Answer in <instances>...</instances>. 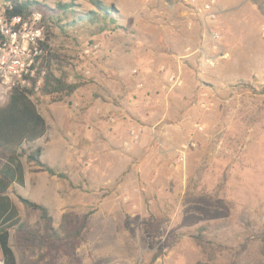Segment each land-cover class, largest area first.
Listing matches in <instances>:
<instances>
[{
	"label": "rangeland",
	"instance_id": "rangeland-1",
	"mask_svg": "<svg viewBox=\"0 0 264 264\" xmlns=\"http://www.w3.org/2000/svg\"><path fill=\"white\" fill-rule=\"evenodd\" d=\"M36 1L54 72L81 86L62 99L33 96L50 129L23 146L25 184L9 191L31 233L11 230L18 264H151L156 253L153 264H264L260 239L241 247L248 223L264 225V94L246 87L264 85V0H220L241 7L210 24L195 15L192 27L178 0H103L118 19L108 31L101 21L69 26L94 10L90 0ZM221 50L228 57L211 65ZM169 73L183 85H168ZM9 95L0 87V106ZM38 148L65 178L29 161ZM6 160L0 152V168ZM19 196L46 206L56 227L69 214L81 228L89 215L76 257L69 244L51 252L41 212ZM206 225L229 248L204 253L192 236Z\"/></svg>",
	"mask_w": 264,
	"mask_h": 264
},
{
	"label": "trees",
	"instance_id": "trees-1",
	"mask_svg": "<svg viewBox=\"0 0 264 264\" xmlns=\"http://www.w3.org/2000/svg\"><path fill=\"white\" fill-rule=\"evenodd\" d=\"M5 14L8 17L17 15L27 18L36 8L41 9L44 6L36 0H3ZM93 11L79 17L74 23L69 26H76L82 21L94 22L101 21V31H108L111 28H117L118 19L115 16V8L112 5L106 4L103 0H90ZM73 7L72 4H60V8L65 12ZM67 9V10H66ZM49 10V9H48ZM47 10V12H48ZM45 21L48 18L46 12L43 13ZM61 21V19H59ZM50 29V28H49ZM49 50L48 58H46V66L49 69L46 77L45 85L42 88V93L45 96L58 94L62 99L65 96L73 95L81 86L80 83L69 82L67 74L57 75L52 68V59L58 56L51 51L49 44L46 45ZM247 88L264 94V85L260 90H256L252 85H247ZM32 90L28 88L15 87L11 92L3 106H0V152L6 155V162L0 168V263L1 264H18L16 254L11 246V230L16 228L18 237L24 236L26 233L31 235L26 230V225L21 223L20 212L13 199L9 195V191L13 184L24 186L26 179V171L21 160L23 146L27 143H34L47 135L49 132V124L45 116L40 112L37 103L31 98ZM43 150L38 148L31 152L28 159L39 167L41 171H46L49 174L65 178L66 175L58 172L48 163L42 160ZM19 199L28 208L40 211L42 218L46 223V243L50 247L51 252H58L65 244L71 247V254L76 257L77 249L81 244L83 230L87 225L89 215L84 218L81 228L75 226L73 218L69 214L63 216L62 223L59 227L54 224V218L50 214L49 209L31 199L19 196ZM251 230L250 236L241 244L243 249H246L253 239H260L261 246L264 251V225L262 228L255 230L253 223L247 224ZM253 229V231H252ZM209 227L201 226L197 233L192 237L196 239L198 244L203 248L204 253H208L211 246L224 250L227 247L225 244L215 243L207 236ZM159 254L156 253L151 260V264L155 263ZM196 264H219L213 259L208 261H198Z\"/></svg>",
	"mask_w": 264,
	"mask_h": 264
},
{
	"label": "built area",
	"instance_id": "built-area-1",
	"mask_svg": "<svg viewBox=\"0 0 264 264\" xmlns=\"http://www.w3.org/2000/svg\"><path fill=\"white\" fill-rule=\"evenodd\" d=\"M178 1L190 7L193 15L202 16L207 24L218 20L220 0ZM44 20V14L38 10H34L27 18L20 15L10 18L5 12L0 16V87L7 92H11L15 87L28 88L32 90L33 99L45 85L48 68L44 60L49 54L46 45L50 40ZM192 25L193 22L190 21L189 27ZM209 32L216 48H220L218 44L221 41V34L215 29H210ZM228 55L221 50L218 56L209 58L208 61L214 66L219 59L227 58ZM133 73L137 74L138 70H134ZM167 77L168 85L171 87L183 85L180 75L169 73ZM141 132V128L133 127L134 139H138ZM138 191V188L134 190Z\"/></svg>",
	"mask_w": 264,
	"mask_h": 264
},
{
	"label": "crops",
	"instance_id": "crops-1",
	"mask_svg": "<svg viewBox=\"0 0 264 264\" xmlns=\"http://www.w3.org/2000/svg\"><path fill=\"white\" fill-rule=\"evenodd\" d=\"M171 6H176L174 3V0H166ZM226 4L225 3H221L220 2V4H219V12L220 13H225V12H227V11H231V10H233V9H235V8H238V7H241V4L240 5H237V6H231V7H228L227 8V6H225ZM187 13H189V12H187ZM187 19H189V21H194L195 20V25L197 26V25H199L200 23L198 22L199 20L197 19V17L195 16V15H193V13H189V14H187ZM184 57H187V55L186 56H184ZM174 61V60H173ZM169 69L170 70H172L173 68L171 67V66H169ZM169 69H168V72H169ZM120 124V123H119ZM118 125V124H117ZM113 126H115V124H113Z\"/></svg>",
	"mask_w": 264,
	"mask_h": 264
}]
</instances>
